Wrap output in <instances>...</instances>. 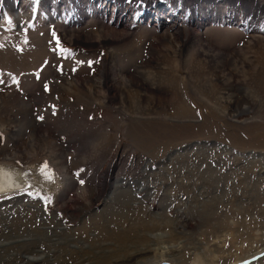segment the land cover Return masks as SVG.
<instances>
[{
    "label": "rangeland",
    "instance_id": "obj_1",
    "mask_svg": "<svg viewBox=\"0 0 264 264\" xmlns=\"http://www.w3.org/2000/svg\"><path fill=\"white\" fill-rule=\"evenodd\" d=\"M0 134V264H264V0H0Z\"/></svg>",
    "mask_w": 264,
    "mask_h": 264
},
{
    "label": "bare ground",
    "instance_id": "obj_2",
    "mask_svg": "<svg viewBox=\"0 0 264 264\" xmlns=\"http://www.w3.org/2000/svg\"><path fill=\"white\" fill-rule=\"evenodd\" d=\"M107 32H108L107 33L108 37L104 38L106 41H117L118 36H119V32L114 31V30L113 31H107ZM101 37H102V35H101ZM95 38H98V37H95ZM93 39L94 38H88L87 40L88 41H94ZM95 41H97V39H95ZM188 113H189V111H188ZM23 170L24 169H22V168H15L13 166L0 164V193H9V192H12V191H16V190H19V188H21V187L26 186L27 184H29L27 182L29 180H31V177L29 176V174H28V176H25V175L23 176L22 174L25 173V172H23ZM27 173H31V172L28 171ZM27 173H25V174H27ZM33 175L36 177L37 180H39L42 183H45L47 185V187H48V185H49V179H47L44 175H42L41 172L38 169H37V172L34 171ZM42 176L44 178H42ZM44 181H46V182H44ZM29 182H33V180L32 181H29ZM152 236L153 237H156L157 240H159V239H161L163 237V236H161V234H156V235L152 234ZM147 244L149 246L150 244H156V243L153 242V240H151ZM157 244H159V243H157ZM139 251H140V249L137 248L136 249V252L138 253ZM132 252H135V251L134 250L132 251L131 247L129 246V249L127 250V253L128 254L130 253V255H133ZM118 257H122V256H118ZM39 258L40 259H35V258L34 259H31L30 258V259L32 261H39V260H43L44 259V257H40V256H39Z\"/></svg>",
    "mask_w": 264,
    "mask_h": 264
},
{
    "label": "snow or ice",
    "instance_id": "obj_3",
    "mask_svg": "<svg viewBox=\"0 0 264 264\" xmlns=\"http://www.w3.org/2000/svg\"><path fill=\"white\" fill-rule=\"evenodd\" d=\"M141 3H143V0H141ZM61 51H69L67 49H61ZM89 64L93 63L92 61L88 62ZM54 107V106H53ZM39 119H43V116L38 117ZM2 135V134H0ZM40 172L42 175H44L47 179H52L53 178V173L51 171H49V165L47 164V162H45L41 167H40ZM79 174V173H78ZM81 183H83L84 181L81 180Z\"/></svg>",
    "mask_w": 264,
    "mask_h": 264
},
{
    "label": "water",
    "instance_id": "obj_4",
    "mask_svg": "<svg viewBox=\"0 0 264 264\" xmlns=\"http://www.w3.org/2000/svg\"><path fill=\"white\" fill-rule=\"evenodd\" d=\"M155 264H173V263H171L169 261H163V262H159V263H155Z\"/></svg>",
    "mask_w": 264,
    "mask_h": 264
}]
</instances>
